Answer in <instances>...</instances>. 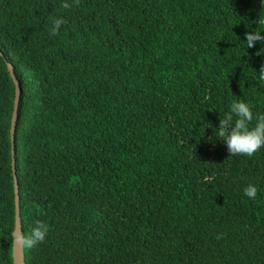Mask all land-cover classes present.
Segmentation results:
<instances>
[{"label": "trees", "instance_id": "16d2710c", "mask_svg": "<svg viewBox=\"0 0 264 264\" xmlns=\"http://www.w3.org/2000/svg\"><path fill=\"white\" fill-rule=\"evenodd\" d=\"M63 2L0 0V264L15 229L8 64L23 234L49 226L26 264H264V147L230 157L215 134L234 100L250 128L264 114V42H245L264 35V0Z\"/></svg>", "mask_w": 264, "mask_h": 264}, {"label": "clouds", "instance_id": "9594fccd", "mask_svg": "<svg viewBox=\"0 0 264 264\" xmlns=\"http://www.w3.org/2000/svg\"><path fill=\"white\" fill-rule=\"evenodd\" d=\"M73 4L79 5V0H73ZM64 0L61 7L68 9L73 6ZM67 20L63 17L52 18L49 33L53 36L58 35L62 25L66 24ZM258 23H264V19H259ZM247 48L255 46L257 41L264 42V35L260 31L246 32ZM257 77L260 85L264 86V64L261 65ZM235 117V119H234ZM254 116L249 104L240 101H233L230 110L225 113L224 118H220L219 128L215 130L221 140L225 141L227 149L231 156L245 155L253 156L262 147H264V114L256 116V124L249 127ZM257 187L253 184H248L244 189L245 196L255 199L257 196ZM49 232L48 224L37 219L34 226L30 230L20 236V243L26 250L35 248L39 243L43 242Z\"/></svg>", "mask_w": 264, "mask_h": 264}, {"label": "water", "instance_id": "95a60500", "mask_svg": "<svg viewBox=\"0 0 264 264\" xmlns=\"http://www.w3.org/2000/svg\"><path fill=\"white\" fill-rule=\"evenodd\" d=\"M0 56H2L1 53ZM7 66L10 76L16 88L14 110H13L12 123H11L12 167H13L14 192H15V229L12 232V237H13L12 258H13V264H26L24 247L19 240L20 236L23 235V229H22V221L20 215L19 183L16 174V160H15V132L18 121L19 104L22 95V90H21L20 82L15 75L14 67L11 64H8Z\"/></svg>", "mask_w": 264, "mask_h": 264}]
</instances>
